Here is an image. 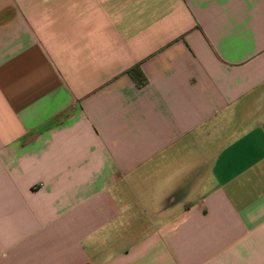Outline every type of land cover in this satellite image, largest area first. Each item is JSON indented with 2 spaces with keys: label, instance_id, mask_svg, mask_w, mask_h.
<instances>
[{
  "label": "crops",
  "instance_id": "1",
  "mask_svg": "<svg viewBox=\"0 0 264 264\" xmlns=\"http://www.w3.org/2000/svg\"><path fill=\"white\" fill-rule=\"evenodd\" d=\"M0 264H264V0H0Z\"/></svg>",
  "mask_w": 264,
  "mask_h": 264
},
{
  "label": "trees",
  "instance_id": "2",
  "mask_svg": "<svg viewBox=\"0 0 264 264\" xmlns=\"http://www.w3.org/2000/svg\"><path fill=\"white\" fill-rule=\"evenodd\" d=\"M129 74L135 80L139 86H143L147 83V77L139 66H135L129 70Z\"/></svg>",
  "mask_w": 264,
  "mask_h": 264
}]
</instances>
